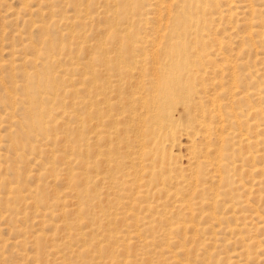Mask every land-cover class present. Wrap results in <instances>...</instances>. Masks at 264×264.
Returning <instances> with one entry per match:
<instances>
[{"label": "bare ground", "instance_id": "bare-ground-1", "mask_svg": "<svg viewBox=\"0 0 264 264\" xmlns=\"http://www.w3.org/2000/svg\"><path fill=\"white\" fill-rule=\"evenodd\" d=\"M18 1L22 13L12 15L41 36L25 38L24 56L12 46L11 60H0L11 73L0 84L12 86L5 87L1 103L10 112L0 124L14 127L0 146L19 161L34 157L42 170L37 181L49 179L40 190H51L39 196L40 185L25 186L13 168V180L3 176L24 210L6 200L0 218L16 232V223L41 227L10 245L24 257L30 244L43 264L48 256L60 264H264V234L246 230L252 222L264 233V67L256 68L264 65V0H245L240 53L222 57L211 52L224 40L208 34L225 16L220 0H101L105 10L96 13L98 0H69L70 16L46 0ZM235 1L226 0L229 7ZM98 18L103 26L91 33ZM59 24L64 29L52 37ZM211 70L218 75L207 78ZM207 84L214 90L208 95ZM179 132L191 143L186 165L165 149ZM236 213L246 216L238 222L243 214ZM230 241L242 243L239 251L212 256ZM207 245L215 251L202 260Z\"/></svg>", "mask_w": 264, "mask_h": 264}, {"label": "rangeland", "instance_id": "rangeland-1", "mask_svg": "<svg viewBox=\"0 0 264 264\" xmlns=\"http://www.w3.org/2000/svg\"><path fill=\"white\" fill-rule=\"evenodd\" d=\"M48 3H54L55 4V9L56 11H61L62 13H67L66 15H73L74 11H73V7H72V4L69 3V0H46ZM221 2L219 3V7H218V10H220L219 8H222L220 11L224 13V17L221 18L220 20L218 19V17H216L214 19V24L211 26V32L209 31L208 34H210V38H212V40H214L215 38H218L220 39L221 41H223L224 44L221 45V47H216L215 50L213 49V51L211 52L212 54L214 53H217L218 56L220 57L221 54L223 53H226L228 55V52L229 55L232 54V53H235V52H232V50H238L239 48V41H240V38L237 37V34H242V30L244 31V27L242 26V23L244 22V20L242 19H245L246 17H244L243 13H245L244 11H241V10H244L243 7L245 6L244 4L247 3L245 0H237L235 1L236 4L234 5V7H229L228 5V2H226V0H220ZM225 1V2H224ZM228 1V0H227ZM245 1V2H244ZM67 2V4H66ZM224 2V3H223ZM38 2L36 0L33 1V5H36ZM226 3V4H225ZM61 4V5H60ZM66 4V5H65ZM223 4V6H222ZM242 4V5H241ZM239 8H238V7ZM241 7V8H240ZM102 8V9H101ZM106 10H107V7H105ZM234 8V9H233ZM238 8V9H237ZM237 9V10H236ZM241 9V10H240ZM33 10V8H32ZM70 10V11H69ZM105 9L103 8L102 6V1L101 0H98V3L97 5L93 8V12L96 13V12H102L104 11ZM223 10V11H222ZM232 12L234 13L233 14V18H234V21L232 20L233 18H231L230 20H227V16H228V13L229 12ZM238 11V12H236ZM242 13H241V12ZM22 13L21 11V5H20V2L18 0H0V60L4 61L5 63H8L10 60H11V56H9V52H10V49L11 47H15L16 49L20 50L21 53H22V56H24L26 53L22 52V47H21V44L23 43V41L25 40V38H27L29 35H31V37L33 39H37L38 37L41 36V33H39V31L37 29H29L28 27L24 26V24L22 25V22L19 18H17L15 15H12V13ZM35 13V12H34ZM47 14V13H45ZM238 14V17L236 19V16ZM9 15V16H8ZM6 18L5 21H3L4 19ZM56 18V17H55ZM229 18V17H228ZM13 19V20H12ZM15 19V21H14ZM31 19L33 21H39V23H41L43 21V19L41 17H38L37 15L33 14L31 16ZM39 19V20H37ZM226 19V21H225ZM239 19V20H238ZM236 20V22H235ZM7 21V22H6ZM51 22L52 19H44V22ZM229 21V22H228ZM11 22V23H10ZM235 22V23H234ZM103 19L102 18H98V19H95V21L92 23L93 25V31L91 33H96V29L97 28H100L103 26ZM230 23V24H229ZM234 23V24H233ZM97 24V26H96ZM216 24V26H215ZM229 24V25H228ZM11 25V26H10ZM15 27H14V26ZM22 25V26H21ZM20 26H21V29H20ZM259 26H263V24H259ZM217 27V28H216ZM233 27V28H232ZM27 28V29H26ZM88 27H86L87 29ZM216 28L215 32H213V30ZM18 29V30H17ZM52 29V32H51V35L52 37H55V35H58L57 32L58 31H62L64 29V26L59 24L56 26V28H51ZM54 29V31H53ZM218 29V30H217ZM234 29V30H233ZM260 29V28H259ZM5 30V31H4ZM26 31L27 34H22V37L19 38L17 37V31ZM4 31V32H3ZM235 32V33H234ZM214 33V34H213ZM229 33V34H228ZM212 34V35H211ZM236 35V36H235ZM26 36V37H25ZM94 36V34H90V37ZM226 37V38H225ZM223 38V39H222ZM230 38V39H229ZM226 39V40H225ZM238 39V40H237ZM5 40V41H4ZM228 40V41H227ZM3 41V42H2ZM9 41V42H8ZM11 41V42H10ZM263 42H264V38H263ZM232 43V45H231ZM235 43V44H234ZM8 44V46H7ZM5 45V46H4ZM17 45V47L15 46ZM228 45V46H227ZM231 45V46H230ZM264 45V43H263ZM221 49V50H220ZM217 50V51H216ZM219 50V51H218ZM259 50V55H261L263 53V49H258ZM8 51V53H7ZM228 51V52H227ZM222 52V53H221ZM260 52H262L260 54ZM240 53V51H237V54ZM253 52L252 53H247L246 55L249 56V57H253ZM8 55V56H7ZM252 55V56H251ZM216 56L215 57V61H219V57ZM10 57V58H9ZM222 57V56H221ZM264 63V62H263ZM263 67L264 65L260 64L259 66H257L256 68L259 69V70H263ZM23 69H29V67H26V68H23ZM212 71V70H211ZM210 73H208L206 75L207 78H211L212 75L214 76H217L218 75V72L215 70V71H212ZM217 72V73H216ZM11 73L8 74V71L4 70V69H0V80L1 78L2 79H5L6 81L8 80L7 77L8 76H11L10 75ZM13 75V80L18 83V85H20L22 83V79L21 77H17V73H14L12 74ZM213 77V76H212ZM21 80V81H20ZM5 87H9L12 88V86L8 83H6L5 85H1L0 84V120H6L5 118V115L7 114V112H10L9 109L5 108V105L1 103V101L4 100L5 98ZM213 87L210 86V84H207L205 86V94L208 95L210 93H212L214 90H212ZM5 108V109H4ZM21 108L22 106H17V108H15V110L13 111L14 115L18 118H21L22 115H23V110L21 111ZM7 110V111H6ZM17 110V111H16ZM21 113V114H20ZM21 115V117H20ZM14 130V127H9L8 124L6 123H3V124H0V136H2L4 139L6 138V136L8 135V133L10 131H13ZM196 130V129H195ZM192 131V132H195ZM254 132V130L252 131ZM5 136V137H4ZM192 140L194 142V144L197 146L199 144V139L197 137H192ZM190 142H189V139L187 138V135L183 132H179L176 134L175 136V140L171 143H166L165 144V149L166 150H173L175 154L179 155L181 158H182V162H183V165H186L185 162H186V158L190 152ZM264 146L261 147V149L264 150L263 148ZM7 148L9 149L10 147H5L4 145H1L0 146V153H3L7 155H5L6 157L1 156L3 158L0 157V164H1V173H0V211H3L4 209V202L6 200H11V198L13 196L11 195H8L7 194V191L6 189V186H3L1 184V179L3 178V176L5 177H8V179L11 181L13 180V174H12V171L11 169L13 168L14 170H17L19 176V180L21 182H23L25 184V186H29L31 187L33 190H35L36 186L37 185H40V189H42V186L41 184L47 182V178L45 179V181H37V175L40 174V172H42L41 169H39V166L38 164H36L33 160H34V157H28V160H24V161H19L17 157H15L12 149L10 148L9 151L7 150ZM12 151V153H11ZM15 157V158H14ZM45 159V158H44ZM44 159L42 158L40 160V164H42L44 162ZM43 160V161H42ZM19 161V162H18ZM46 161V160H45ZM21 162V163H20ZM26 162V163H25ZM13 163V164H12ZM39 163V162H38ZM46 163V162H45ZM9 168H8V166ZM15 164V165H14ZM18 164V165H17ZM3 166V168H2ZM11 168V169H10ZM10 169V170H9ZM19 170V171H18ZM29 170H32L33 173H35L34 175H36V179H32V180H28L26 179V174ZM4 171V172H3ZM10 171V172H8ZM6 174H3L5 173ZM38 172V173H37ZM12 174V175H11ZM40 177H45V175H43V173L40 175ZM43 182V183H42ZM36 183V184H35ZM44 187V186H43ZM61 186L60 185H57V188H60ZM46 188V189H45ZM44 188V192L42 190L39 191L38 195L40 196L42 193H44L45 195H50L49 191L51 189H49L48 187H45ZM48 188V189H47ZM262 188V187H260ZM264 189V187H263ZM48 192V193H47ZM47 193V194H46ZM26 193H24L25 195ZM240 194H243V195H246V193L244 191H241ZM8 196V197H7ZM7 197V198H6ZM10 198V199H9ZM244 199V197L242 198ZM251 203V205H256L254 203V199L253 200H249ZM3 202V203H2ZM14 202V203H12ZM16 201H10V203L12 205H14L16 207V212H21L24 210V207L21 205H18V202L15 203ZM257 203V202H256ZM264 203V202H262ZM262 203H257L259 205H262ZM244 206V205H243ZM240 206V209L242 211L247 212V209L246 206ZM3 207V208H2ZM19 207V208H18ZM246 208V209H245ZM23 209V210H22ZM28 212H31L30 210H27ZM10 212H7V213H3V215H8ZM244 213H236V217L238 218L241 214H243V216L241 215L239 218H238V222H241V219L244 218ZM246 214V213H245ZM240 219V220H239ZM12 221H10L9 223L6 222V220H4L3 218H0V242L1 241H6V246H8L5 250H6V261L5 260H0V264H43L41 261H36L34 260V258H36L35 254H34V248H32V246L29 244H27L26 246V258L22 257L21 255V251H19L18 247L16 245L14 246H11L13 244H16L17 241H21V240H25V241H28L29 237H31L30 235H33L32 233H34V231H37V230H40L41 227L39 226H32L30 222L28 223H24V224H18L16 223V226L19 227V231H14L11 227L15 226V223H11ZM231 223H233V219H231L230 221ZM249 223V224H248ZM247 224V228L246 230H249L250 231V236L252 237H259V239L261 238V236L264 234L262 232H260L259 230L257 231L254 224L252 222H248ZM10 224V225H9ZM34 227V228H33ZM21 228V229H20ZM27 228V229H26ZM38 228V229H37ZM253 228V229H252ZM21 230V231H20ZM31 231V234L29 235V231ZM28 231V232H27ZM47 234H50L49 232H47ZM29 235V236H28ZM18 239V240H17ZM9 240V241H8ZM11 240V241H10ZM16 240V241H15ZM258 240V239H257ZM13 241V242H12ZM15 242V243H14ZM49 242V243H48ZM51 241H45L43 242V246L46 247V250L50 251L51 248ZM231 242V245L232 247H226L228 248V250L226 249H222V248H215V249H210L212 247V245H207L205 247V250L208 251V252H204L202 253L203 256H201L200 258L202 260H204L205 256L206 258L209 256L212 255V253L215 251V253L212 255H219L222 253V256L225 252H231L233 250H237L239 251V249L241 248L242 246V243H235L230 241ZM261 242H264L261 240ZM9 244V245H8ZM11 244V245H10ZM241 244V245H240ZM50 245V246H49ZM230 245V246H231ZM235 245V246H233ZM240 246V247H239ZM17 248V249H16ZM207 248V249H206ZM237 248V249H236ZM222 249V250H221ZM17 250V252H16ZM19 253V254H18ZM206 253H209L206 255ZM217 253V254H216ZM229 254V255H230ZM237 254V252L233 253V255ZM232 256V255H231ZM236 256V255H235ZM48 260H49V263L48 264H60V263H56L53 258L51 256H48L46 257ZM37 259V258H36ZM38 260V259H37ZM51 261V262H50ZM258 263V262H257ZM257 263H253V264H257ZM259 264V263H258Z\"/></svg>", "mask_w": 264, "mask_h": 264}]
</instances>
